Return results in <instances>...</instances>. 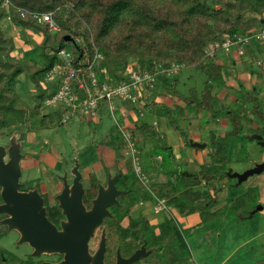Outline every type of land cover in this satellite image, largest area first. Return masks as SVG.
I'll list each match as a JSON object with an SVG mask.
<instances>
[{"label": "trees", "instance_id": "16d2710c", "mask_svg": "<svg viewBox=\"0 0 264 264\" xmlns=\"http://www.w3.org/2000/svg\"><path fill=\"white\" fill-rule=\"evenodd\" d=\"M4 2L5 0H0V19L10 16L21 27L23 39L27 38V29L41 34L38 48L43 65H30L13 56V38L0 27V129L13 124L28 125L31 116L37 115L42 103L51 96L48 89L42 86V81H39L57 60L56 54L50 53L51 50L70 44L77 58L88 62L97 60L98 71L104 68L112 76L131 65L132 59H137L140 73L147 71L154 74L156 80L153 88L161 86L169 90L182 100L184 107H189L196 114L209 111L216 118L223 112L231 129L216 140L217 148L211 152L212 164L202 165L196 171L183 169L176 163L171 145L160 136L152 138L151 134L150 146L145 148L144 144L138 149L142 170L144 171V167L157 165L168 179L152 182L148 187L139 184L137 188L130 184V192L140 196L139 201L149 202L153 197L163 199L168 206L175 207L180 215L199 212L201 225L198 227L205 229H217L218 220L225 213L233 214L238 219L253 215L254 204L243 199L247 197V192L235 197L229 204L211 211V207L218 202V197L199 187L202 182L207 184L224 173L222 163L228 161L227 154L232 140L235 137L245 138L242 129L244 122L248 123L247 111L257 117H264L260 111V100L253 92H246L242 103L236 102L234 109H214L218 103V98L213 93L214 87L223 85L224 80L222 67L214 63L210 59L212 56L207 54L208 46L221 40L224 35L245 34L255 27L262 17L248 15L254 13L261 16L264 13V0H8V10ZM19 8L26 12L23 16ZM49 11L60 30H49L47 24H40L29 13ZM66 35L71 36L73 41H65ZM174 65L179 69L168 74ZM137 66L134 65L133 69H138ZM182 68H193L205 75L200 91L195 86L185 95L177 89L180 82L179 71ZM22 72L30 73L39 92L35 96L37 103L32 109H28L27 104L9 90V85ZM249 102L253 103L250 110L245 106ZM163 111L168 113L171 126L177 128L171 113L166 108ZM133 126L134 128L129 129L133 135L136 130L148 132L152 129L146 122ZM159 155L161 160L158 162L154 157ZM120 179L124 184L125 178ZM96 180L95 174H89L90 187L86 189L85 197L88 205L95 194ZM128 195L124 197V202L119 201V205L112 207V215L105 217L102 223L106 236V264H114L117 248L122 255L129 256L144 242L146 249H151V252L131 264H199L187 258V236L192 229L181 228L173 218H165L157 227H153L147 218H131L128 225L123 226L120 218L129 213L128 207L131 205ZM114 207L120 217L116 215ZM48 214L56 221L62 217L56 207H52ZM244 257L247 260L249 256ZM235 260L237 259L232 260V264H235ZM227 261L229 260L225 262ZM249 262L248 260L247 264ZM0 264H8L2 249ZM22 264L42 263L33 262L32 257H29ZM251 264H264V258H257Z\"/></svg>", "mask_w": 264, "mask_h": 264}, {"label": "rangeland", "instance_id": "374dc122", "mask_svg": "<svg viewBox=\"0 0 264 264\" xmlns=\"http://www.w3.org/2000/svg\"><path fill=\"white\" fill-rule=\"evenodd\" d=\"M263 14L260 16L251 13L248 16L262 17ZM0 27L6 34L13 38L15 46L14 51H12L13 56L30 65H43L39 56L40 48H38V43L41 39V34L39 32L27 29V38L23 39L21 37V27L13 22L9 16L0 19ZM263 40L264 39L259 40L260 42L255 43V45L257 44L259 47L262 46L264 43ZM65 47L69 51H73L70 44H66ZM249 50L250 48L248 47L247 54L243 56V59L246 62H252L254 70L261 71L263 68L262 64H264L263 51L258 50L256 51V54L252 55V52ZM137 62V59H132L130 62L131 65L128 66V69L131 70L134 65L137 66ZM137 67L138 69L136 70L139 71L140 67ZM223 69L225 78L228 79L230 77L237 76V67L233 73L229 72L225 67ZM179 73L182 76L177 86V89L180 92L187 95L189 93V89L195 86L198 88V91L201 90L203 81L206 77L200 71L193 68H182ZM187 74H193L194 78L189 80V77H184ZM164 77L169 76L166 75ZM39 81L40 83L42 81V86L44 88L47 87L44 77H40ZM9 88V90L15 92L27 104L28 109H32L37 103L35 96L39 92L35 83L31 79L29 72H22L16 76L14 82L9 85ZM139 88H143V86ZM154 90L155 89L153 88H143L141 93L137 91L136 94L139 98L135 101L120 97L113 98L112 103L117 107L116 111H111L108 106H102L98 112V116L91 118L89 116L90 113L85 115L73 113L68 115V119L65 123L61 120V110L66 108V103L64 101H57L55 104L48 106L44 101L38 114L31 116L28 125L13 124L9 127L0 129V144L7 147L9 137L14 132H18L20 138L23 139L21 146V153L23 154V157L20 162L21 176L19 181L25 186H38L39 188L41 186H48L50 182L57 179L56 176L58 174L62 175L64 171L69 172L73 165V158L77 157L79 161V170L82 173V182L85 188H89V174L93 173L96 175L98 172L100 173L102 171L103 167L107 164L109 165V158H111V156H108V152H114L113 158H116V160L124 163L122 164L124 173L121 177H124V180L126 181L123 184L121 182L122 179H120L117 183L118 185L127 187L132 184L137 187L141 184L142 186L148 187L153 181H166L168 177L163 175V173L161 175L157 174V177H152V175H154L153 173H155V169H158L157 165L144 167V171L146 173L142 170L144 172L143 178H140L135 173L131 158L129 155L124 154L125 143L122 139L121 132L119 131L120 126L128 129L134 128V126L131 125V121L132 124L135 122L136 124L144 122L142 120L144 117L138 116L135 110H131L126 115L123 114L121 112V110H123V106L126 104L133 105L139 101L142 103L144 100H148L151 95L152 99L154 93H156ZM232 93L240 99L239 103H242V100H244V94L241 93L238 95V91H233ZM226 97L227 96L225 95L224 100L221 98L222 102L227 101ZM240 105L241 104H238V106ZM251 105H253V103L249 102L247 104L249 110ZM260 106V111L264 114V107H262L261 102ZM158 108L159 112L156 116H154V119L150 115L145 116V119L148 120L149 124H151L152 120H156L158 122L156 127L157 132L151 131L153 136L152 138L160 136L162 140L171 144V146L176 149L177 153H181V151L183 152L182 147H180V141H182V139L184 140V150H189L194 148V146L189 145V139L198 138V140L193 141L206 143L205 147L201 148L203 153L205 150L208 151V149H210L209 154L205 155L206 160L203 165L212 164L213 160L211 152L215 151L217 148H213L212 140L214 139L216 141L217 139L222 138L226 131L230 130L231 127L225 126L223 123L215 120L209 111H203L201 113L202 117H200L198 114H195L193 110L191 111L189 107L179 106L178 109L182 111L181 113L174 111L172 114L171 111V115L176 121L175 126H178L177 128H174L170 124V120L167 115L168 113L163 112L160 106H158ZM242 112L243 111H241V113ZM247 113L248 114L246 116L248 117V123L246 124H248L249 127L243 125L242 135L245 134V132L250 135L260 134L264 139V117H257L248 111ZM224 115L225 114L223 112H220L218 116L223 117ZM131 117L134 118L130 120ZM183 119H186V121L189 120L193 124V128H195V130L190 132L186 125L182 124L181 121H183ZM198 131L199 133H197ZM213 132L215 133V138H212ZM21 134L24 135L23 138ZM136 137H143L144 139L146 135H139L136 131H134L133 138L137 148L140 146V148H142L143 144H145L144 147L147 148L152 142L148 139L149 135L145 138L144 142H138ZM232 141V149H229L227 154L228 161L225 164L222 163L224 173L220 174L218 178L211 180L207 186L202 185L199 188L201 190H209L211 193L216 194L218 197V203L220 204L218 207L229 204L235 197L243 196L245 192L248 194L247 197L245 196L243 199L247 202H252L254 204H252L253 209L257 208L258 205L264 206V203L260 204L258 201L255 202L261 195V184L259 181L262 179L261 176H264V171L263 175L253 174L249 176L247 180L239 184H236V178H231L226 174L228 168L233 169V171L242 172L253 166L261 159L263 155V148L259 144V141L255 138L235 137ZM140 142L141 145L138 144ZM7 158L8 157L6 155V159ZM48 158H53L55 161L57 160L59 163L58 167H52L51 161L49 160L48 162ZM110 169L112 172L115 171L112 167ZM100 177L104 176L100 175ZM70 178L71 174L69 172L67 177L68 181L71 180ZM54 182H58V185H60V181L55 180ZM217 187H220V189L215 190ZM51 193L49 191H45L44 195L47 196V203L48 201L49 203H53V199L50 197ZM128 194V198L131 200V205L128 207L129 213H126L127 215L125 214V216L123 215L120 218L121 224L127 225L126 219H124L125 217H129V219L132 218L134 220L147 217L150 224L153 227H157L158 223L156 222V218L158 217L159 222L163 218H173L179 226L183 225L181 216L178 212L175 213V210L172 209L173 207L170 206L169 211H167L166 208L157 212L159 208L156 207L157 201L154 197L150 200V202H145L144 205H139L138 202L141 197L137 195L135 196L134 192H130ZM133 195L135 198H133ZM122 201L124 202V198ZM151 203L154 205L153 207L151 206ZM210 210L214 211L212 209ZM114 211L116 212V215L120 217L116 211V207H114ZM1 217L2 214H0V219ZM217 225V229H215L216 227L209 229L206 235L205 228L197 227L195 232L194 230H191L187 236L189 244L187 258L189 261H194L199 264H217L218 261L219 264H232V260L237 259L234 262L235 264H240L241 262L247 264L248 260L250 261L249 264H251L257 258H264V215H261L256 211L251 217L238 219V217L233 214L228 215V213H225L223 218L218 220ZM100 229L101 228L97 230L95 236L90 241L91 250H94L97 247ZM156 230L158 229L156 228ZM219 233L221 234L219 235ZM18 238L19 233L17 231H9L4 224L0 223V249H2V253L4 254L8 264H22V262L26 261L29 257H32L33 262L41 259L52 260L57 258L55 254L32 256V248L26 243H18ZM245 255L249 256L248 259L246 258L247 260H244ZM226 260L229 261L226 263Z\"/></svg>", "mask_w": 264, "mask_h": 264}, {"label": "water", "instance_id": "95a60500", "mask_svg": "<svg viewBox=\"0 0 264 264\" xmlns=\"http://www.w3.org/2000/svg\"><path fill=\"white\" fill-rule=\"evenodd\" d=\"M65 41H73L72 37L66 35ZM250 138L259 141L264 149L263 136L252 134ZM23 139L18 132L11 134L8 146L0 144V214L6 216L0 219V223L6 225L7 229L19 233L18 243H26L32 248L31 255L58 254L62 258L58 261H45L43 264H106V236L101 232L97 247L90 248V241L95 236V231L101 226L105 217L111 216L109 207L118 203L117 197H121L128 190H120L116 187V181L122 171L117 169L114 176L107 175L106 183L97 182V193L91 200L88 208L83 197L85 187L82 182V173L79 170L77 157L73 158L70 169L71 182L67 179V171L59 177L62 188L55 195L58 202L57 207L64 216L59 221V226L52 222L47 216V208L44 197L35 187L27 191L19 189L21 183V146ZM189 143L198 148L205 147L206 143H200L189 139ZM7 155V159H6ZM264 171V160L242 172L227 169L226 174L236 178V184L242 183L253 174ZM258 205L257 210H261ZM151 249L146 250V244H142L129 256L121 255L119 248L116 251L114 264H131L134 261L145 258Z\"/></svg>", "mask_w": 264, "mask_h": 264}, {"label": "built area", "instance_id": "2783aa9c", "mask_svg": "<svg viewBox=\"0 0 264 264\" xmlns=\"http://www.w3.org/2000/svg\"><path fill=\"white\" fill-rule=\"evenodd\" d=\"M4 6L7 10L9 9L8 0H5ZM19 11L22 16L26 13L20 8ZM29 13L40 24H47L49 30H59L52 12ZM260 39H264V30L260 32L248 31L245 34L234 36L224 35L221 40L208 46L207 54L213 56L215 50L229 51L234 46H238V53L243 54V44ZM52 53L56 54L57 60L44 76V81L47 84L46 88L48 93L51 94L50 97L45 99V104L50 106L57 101L66 103V108L61 110L63 123L67 121L68 115L73 113H79V115L90 113L91 118L98 116L102 106H108L111 111H116L117 107L112 103L113 98L120 97L135 101L139 98L136 94L137 91L141 93L143 88H153L156 80L154 74L147 71L140 73L135 69L129 70L128 67L125 70H118L115 76L106 72L104 68L98 71L96 68V65H98L97 60L88 62L86 59H79L74 51H69L66 47L56 48L51 51ZM97 57H100V55H97ZM178 69L179 67L174 65L167 73L176 72ZM142 86L143 88H139ZM119 131L125 143L124 154L129 155L135 173L143 178V171L139 164V150L130 130L120 126ZM161 202L162 200H158L159 205Z\"/></svg>", "mask_w": 264, "mask_h": 264}, {"label": "crops", "instance_id": "0c3cea01", "mask_svg": "<svg viewBox=\"0 0 264 264\" xmlns=\"http://www.w3.org/2000/svg\"><path fill=\"white\" fill-rule=\"evenodd\" d=\"M262 30H264V14L261 18V21L249 31L260 32ZM260 40H262V39H260ZM258 42H260V41L254 40V41L243 44L242 45V48L244 50L243 54H239L238 53V46H234L229 51H225L223 49L215 50L213 56L210 58L214 63H216L222 67V75H223V80H224L223 85L215 86L214 90H213V93L218 98V103L214 107V109L216 111H218L220 109H225V108H230V109L235 108L236 102L240 101V99L232 93L233 91H238L239 92L238 95L243 93L244 98H245L246 92H253V94L256 97L258 96V98L262 104V107H264V64H262V66H263L262 70L257 71V70L253 69V66H252L253 63L252 62H246L243 59V56H245L247 54V48L248 47L250 48L249 51L252 52V55L256 54V51H258V50H261L264 53V43H263V45L260 44L262 46L259 47L257 44L255 45V43H258ZM224 67L229 72H232V73L235 70V68L237 67V69H238L237 76L236 77H230L228 79L225 78L224 74H223V72H224L223 68ZM181 77H182L181 74H179V81H180ZM184 77H187V78L189 77V80H191L194 78V75L193 74H190V75L187 74ZM153 89H155L154 92H156V93H154L152 99H151V96H152L151 95V96H149L148 100H144V102H142V103H141V101L136 102L135 104H133L131 102L133 105H131V104L127 105L126 104L123 106V110H121V112L125 115L128 114L131 110H135L136 114L138 116L144 117V118L142 117L143 118L142 120L144 122H146L152 129H150V131H148V132H141L138 130H136V132L139 135H144V136L146 135V137H148V135H149V138H148L149 140L151 137L150 136L151 130H153L154 132H157L156 127L158 125V122L156 120H152L151 124H149L148 120L145 119L146 115H150L154 119V116H156L157 113L159 112L158 106H160L162 108V110H163V108L164 109L166 108L168 110V112H170V113L172 111V114L174 111L181 113L182 111L179 110L178 107L184 106V103L182 102V100H180L176 95L171 93L169 90L161 88V86H157L156 88H153ZM188 89H189V87H188ZM182 94H184V93H182ZM225 95L227 96L226 97L227 101L222 102L221 98H223V100H224ZM245 106L247 109H249L247 105H245ZM201 113L198 114L200 117H202ZM134 117H131L130 120H132ZM209 117H210V115H209ZM215 120L223 123L225 126H230L229 120H228L227 116H225V115L223 117L217 116L215 118ZM181 122L183 125H186V127L190 130V132L195 130V128H193V124L189 120L186 121V119H183V121H181ZM129 123H130V121H129ZM134 124H136V122ZM134 124H132V121H131V125H134ZM137 125H139V124H137ZM244 125L249 127V125L246 124L245 122H244ZM254 126H257V125H254ZM196 131H197V129H196ZM199 131L197 133H199ZM243 135L245 138H249L251 136L247 132H245V134H243ZM212 136H213L212 138H215L214 132H213ZM146 137H144V139H143V137L142 138L136 137V139L138 142L139 141L144 142ZM192 140H198V138H192ZM141 142L138 144L141 145ZM180 144H181L180 147H182V149H183V152L181 151V153L180 152L177 153L176 149L173 148V146H171L176 163H178L183 169H187L189 171L199 170L201 168V166L203 164H205V160H206L205 155L209 154L210 149H208V151L205 150L204 153L202 152L201 148H198V147H194L193 149H189V150H187V149L184 150V147H183L184 146V140L183 139H182V141H180ZM212 145H213V148L217 147V143L214 139L212 140ZM190 146H192V145L190 144ZM140 147H138V149ZM230 149H232V144H231ZM262 153H263V155L259 161L264 160V149H263ZM108 156H111V158H109V162H111V160H113V157H114V152H108ZM154 159L159 162L161 160V156L160 155L155 156ZM49 160L51 161L52 167H55V168L58 167L59 163L57 162V160L55 161L53 158H48V162H49ZM259 161H257V162H259ZM174 164H175V162H174ZM162 173H163V175L168 177L159 168L155 169V173H153L154 175H152V177H157V174L161 175ZM259 175H263V172H261ZM261 178H262L261 181H259V183L261 184V188H260L261 195H260V198L257 199V201L260 204L264 203V176H261ZM157 180H159V179H157ZM161 181H163V180H161ZM208 184H209V182L207 184L202 182L200 184V186H202V185L207 186ZM217 189H220V187L219 188L217 187L215 190H217ZM218 205H220V204L217 202L215 206L211 207V209L212 210L218 209L219 208ZM151 206L153 207L154 205L151 203ZM172 209L175 210V213L178 212V210L175 207H173ZM256 211L259 212L261 215H264V206L261 210H257L256 208H254L253 215ZM180 216H181V220L183 221V225L180 226L181 228H190V229L194 230V232H195V230H197L196 228L201 225V216H200L199 212L190 213L187 215H180ZM163 219H161L160 222L163 221ZM156 222L158 224L160 223L158 220V217L156 218ZM209 229H212V227L205 229V235Z\"/></svg>", "mask_w": 264, "mask_h": 264}, {"label": "flooded vegetation", "instance_id": "af4514ba", "mask_svg": "<svg viewBox=\"0 0 264 264\" xmlns=\"http://www.w3.org/2000/svg\"><path fill=\"white\" fill-rule=\"evenodd\" d=\"M21 136H22V138H23V136L24 135H22L21 134ZM115 160H116V158H113V160L110 162V164L108 165H106L105 167H103L102 168V171L99 173H97L96 174V177H97V180H96V190H95V194H94V196H92L91 198H90V203H89V205L85 202V197H86V189H88L87 187L85 188V194H84V197H83V201H84V203H85V205L89 208L90 206H91V200H92V198H94L95 196H96V193H97V182L98 181H100V182H102L103 184H105L106 183V180H107V175L108 174H110L111 176H114L116 173H117V169L118 168H120L121 169V171H122V174L124 173V170L122 169V164H124L123 162H120L119 160H116V162H115ZM114 161V162H113ZM114 168V172H112L111 171V169L110 168ZM100 171V170H99ZM70 172V171H69ZM68 171H67V177H68V173H69ZM122 174H121V176H122ZM100 175H103L104 177H100ZM61 175H57L56 177H57V179H55L56 181H60V185H58V182H54L55 180H53L52 182H50V184H48V186H41L40 188L38 187V186H25V185H23V183H21L20 181V183H21V186L19 187V189L20 190H22V191H27V190H29V189H32V188H37L40 192H41V194H42V196L44 197V204H45V206H46V208H47V216H48V218L50 219L51 217H49V211H51V208L52 207H56V208H58L57 207V204H58V202L56 201V199H55V195L60 191V189L62 188V182H61V180H60V177ZM120 176V177H121ZM120 177L118 178V180L116 181V187L118 188V189H120V190H128V192L126 193V194H124L123 196H121V197H117V201H118V203L117 204H115V205H111L110 207H109V210H110V212H111V215H112V210H113V206H117V205H119V201H122V199L130 192V187L129 186H127V187H122V185L120 186V185H118L117 183H118V181H119V179H120ZM71 180H72V175H71V178H70ZM71 180L69 181V182H71ZM44 189V190H43ZM45 191L47 192V191H49L50 193H51V191H52V193L50 194V197H51V199H53V203H49V201H48V203H47V196L46 195H44L45 194ZM158 200H162V202H161V204L159 205V203H158ZM156 203H157V205H159V206H156L157 208H159L158 209V211L157 212H160L161 210H163V209H166L167 208V211H169V209H170V206H168L166 203H165V201L163 200V199H156ZM2 201L0 200V203H1ZM145 202H148V201H139L138 202V204L139 205H144V203ZM47 203V204H46ZM59 209V208H58ZM59 211H60V209H59ZM60 214H61V211H60ZM62 215V214H61ZM6 215L5 214H2V217H1V219L3 218V217H5ZM62 218H64V216L62 215V217H59L58 219H57V221L55 220V218H51L50 220L52 221V222H54L57 226H58V228H60V226H59V221L62 219ZM144 218H147V217H144ZM124 219H126V223H127V225H128V223H129V217H125ZM148 219V218H147ZM140 220V219H139ZM149 220V219H148ZM164 220V219H163ZM103 221H104V219H103ZM103 221H102V223H103ZM123 225V224H122ZM126 224H124L123 226H127ZM6 226V225H5ZM99 228H101L100 229V235H101V232L103 231V227H102V224H101V226L99 227ZM98 228V229H99ZM97 229V230H98ZM97 230L95 231V234H96V232H97ZM99 238H100V236H99ZM145 244H146V242H144ZM143 243V244H144ZM118 249V248H117ZM117 249H116V251H117ZM147 250V249H146ZM52 255V254H51ZM56 256H57V258H55V259H52V260H44V259H41V260H39V261H41V263L43 264V262H45V261H53V262H55V261H58V260H60L61 258H62V256L61 255H58V254H55ZM122 255V254H121ZM115 256H116V253H115ZM124 257H127V256H125V255H123ZM114 261H115V258H114Z\"/></svg>", "mask_w": 264, "mask_h": 264}]
</instances>
